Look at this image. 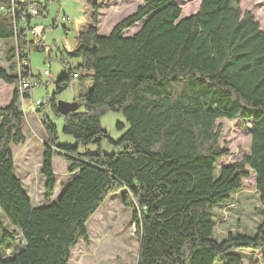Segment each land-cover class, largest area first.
Returning a JSON list of instances; mask_svg holds the SVG:
<instances>
[{
	"label": "trees",
	"instance_id": "1",
	"mask_svg": "<svg viewBox=\"0 0 264 264\" xmlns=\"http://www.w3.org/2000/svg\"><path fill=\"white\" fill-rule=\"evenodd\" d=\"M91 1L92 23L78 30L75 46L65 51L69 59L80 61L71 67L65 59L67 74L55 81L51 98L36 109L45 132V198L56 183L53 156H63L68 171L77 172L56 200L33 205L15 172L11 145L25 140L19 75L32 76L28 48L42 44L27 43L24 27L16 26L18 8L13 14L11 0H0L5 7L0 10V39L14 42L6 53L8 68L0 66V79L15 84L10 102L0 106V244L13 240V232L23 242L12 255L0 256V264H69L71 249L87 239L90 216L109 193L118 191L136 221L135 264H244L238 249L259 251L264 264L260 23L249 11H241L239 0H200L187 16H181L176 0H141L101 35L98 2ZM137 23L138 28L126 34ZM81 77H86L80 80L85 85L75 99L80 106L60 113L56 96ZM28 95L30 91L23 92ZM46 104L62 117V132L72 136L74 144L58 143L56 126L42 112ZM109 110L121 112L128 122L117 140L101 124ZM218 118L251 122L249 153L220 165L217 160L228 151L218 146ZM103 140L121 150L103 152ZM90 143L98 148L80 151ZM247 167L255 176L260 222L253 234L227 232L219 240L215 207L241 189Z\"/></svg>",
	"mask_w": 264,
	"mask_h": 264
},
{
	"label": "rangeland",
	"instance_id": "2",
	"mask_svg": "<svg viewBox=\"0 0 264 264\" xmlns=\"http://www.w3.org/2000/svg\"><path fill=\"white\" fill-rule=\"evenodd\" d=\"M92 2L91 0H45L42 14L32 18L31 24L37 29L43 43L37 49L33 46L28 48L30 72L33 78L39 79V84L32 88L30 98L26 97L25 101L31 98H51L55 90V81L68 72L65 64V59L68 57L65 51L60 50H63L62 47H65V50L72 49L76 44L78 30L92 23L90 18ZM97 2V22L100 33L109 31L116 21L133 12L141 0H97ZM176 2L181 6V16H187L196 11L200 0H176ZM239 7L241 11H249L264 30V0H239ZM63 15L68 16V19L64 23H57ZM139 25L137 23L131 26L126 34L132 33ZM13 44L14 42L0 39V66L3 68H8L9 61L6 53ZM15 59L17 60V57ZM69 60L71 67L80 61L79 58ZM45 69L50 71V75L44 74ZM85 79L86 77H81L79 80L72 79L70 85L56 96V100L76 99L85 85V82L80 80ZM13 87L0 80V105L10 100ZM28 104L29 102H26L24 106L26 109L23 127L25 140L18 145L12 144L11 149L15 172L21 178L31 203L40 205L56 200L62 188L77 171L70 173L69 162L61 155L53 156L56 183L50 197L45 198V180L41 173L45 132L40 118L36 116V108L34 110ZM42 112L56 126L58 143H75L72 136L62 132V117L56 115L49 104L45 105ZM117 123H120L119 127ZM101 124L108 136L114 140L120 138L128 128L124 115L111 110L102 115ZM216 125L220 127L218 146L228 151L217 160V165L233 162L249 153L251 127L249 120L218 118ZM99 146L105 153L121 150L118 144L107 142V140H103ZM97 148L96 143H90L81 147L80 151ZM246 171L247 176L243 178L241 189L231 193L229 198L215 207L214 233L219 240L225 237L227 232L242 231L253 234L260 222L261 202L255 188L254 172L249 167ZM9 228L12 227L9 226ZM135 229L136 221L133 220L132 208L123 203L122 192L109 193L87 222V239H81L71 249L69 264H135L139 246ZM12 238L13 240L4 243V246L0 244V256H10L22 247L23 242L18 232H13ZM236 251L243 258L244 264H262L259 251L246 249Z\"/></svg>",
	"mask_w": 264,
	"mask_h": 264
},
{
	"label": "built area",
	"instance_id": "3",
	"mask_svg": "<svg viewBox=\"0 0 264 264\" xmlns=\"http://www.w3.org/2000/svg\"><path fill=\"white\" fill-rule=\"evenodd\" d=\"M45 0H11V6H10V11H12L13 14H15V9L18 8V12L20 13V18L18 21V24H16V26H18L20 24L21 27H24L25 31H24V35L25 38L27 40V43H32L34 45H40L42 44V40L39 38V33L37 31V29L35 27L31 26V22L29 21V19L31 17L40 15L44 9V3ZM0 10L4 11L5 7L4 6H0ZM68 19V16L63 15L61 16L57 23H64L66 20ZM50 60V59H48ZM24 64H28V62H24ZM44 74L45 75H50V71L48 69L44 70ZM76 73H73V77H76ZM39 81L36 78H33L32 76L29 77H22L19 75V91H20V96H21V104H22V108L24 110L25 116H26V109H25V103L29 102L28 106L30 108H37L39 107L41 104H43L45 102V99L42 98H37V99H29L28 101H25V98L28 97L30 98L31 96V90L34 86L38 85ZM30 91V95L24 97L23 96V92L24 91Z\"/></svg>",
	"mask_w": 264,
	"mask_h": 264
},
{
	"label": "water",
	"instance_id": "4",
	"mask_svg": "<svg viewBox=\"0 0 264 264\" xmlns=\"http://www.w3.org/2000/svg\"><path fill=\"white\" fill-rule=\"evenodd\" d=\"M56 106H57V110L62 113V114H66L68 112H73L75 111L79 106H80V102H78L77 100H71V101H66L63 99H58L56 100Z\"/></svg>",
	"mask_w": 264,
	"mask_h": 264
},
{
	"label": "crops",
	"instance_id": "5",
	"mask_svg": "<svg viewBox=\"0 0 264 264\" xmlns=\"http://www.w3.org/2000/svg\"><path fill=\"white\" fill-rule=\"evenodd\" d=\"M44 6H45V4H44ZM45 8V7H44ZM43 12V11H42ZM42 14V13H41ZM113 26V25H112ZM111 26V27H112ZM111 29V28H110ZM110 29H109V31H110ZM98 31H99V27H98ZM109 31H101L99 34H102V35H106V34H108V32ZM43 42V41H42ZM63 48V50L62 51H66L65 50V47H62ZM51 50V49H50ZM1 80V79H0ZM4 82V81H3ZM8 85H13L14 87H13V90H14V88H15V84H9V83H7ZM12 93H13V91H12ZM11 97H12V95H11ZM10 100H11V98H10ZM10 100L6 103V104H4V105H0V106H5V105H7L9 102H10ZM37 109V108H36ZM35 112H36V110H35ZM36 116H38L39 118H40V116H39V114L36 112Z\"/></svg>",
	"mask_w": 264,
	"mask_h": 264
},
{
	"label": "bare ground",
	"instance_id": "6",
	"mask_svg": "<svg viewBox=\"0 0 264 264\" xmlns=\"http://www.w3.org/2000/svg\"><path fill=\"white\" fill-rule=\"evenodd\" d=\"M17 24V23H16Z\"/></svg>",
	"mask_w": 264,
	"mask_h": 264
}]
</instances>
